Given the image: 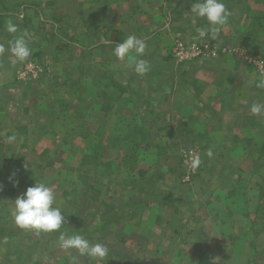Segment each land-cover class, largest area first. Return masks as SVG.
Masks as SVG:
<instances>
[{
    "label": "crops",
    "instance_id": "crops-1",
    "mask_svg": "<svg viewBox=\"0 0 264 264\" xmlns=\"http://www.w3.org/2000/svg\"><path fill=\"white\" fill-rule=\"evenodd\" d=\"M194 2L0 0V43L6 49L0 56V142H4L1 136L29 135L28 141L24 135L19 145L13 142L9 145L31 151V158L34 156L31 181H45L41 178L42 167L55 166L53 173H62V169L56 167L60 166L59 157L45 158L53 149H62L65 143H70L71 150L76 149V164H86V134L96 136L97 141L93 140L96 148L101 146L99 141L104 142L105 135L110 149H124L119 156L127 160L137 143L131 145L123 135L147 134L154 129L165 134L170 128L169 119H183L187 121L185 131L194 143L189 145L190 149L204 151V157L199 152L201 164L191 180L215 181L218 189L204 188L196 194L192 185V196L186 201L175 203L172 200L171 203L172 196L167 193L165 197H169V201H164L162 194L160 200L143 207H138V201L128 207L112 204L113 200H121V194H114L117 190L111 179H105L107 195L99 196L92 206L85 205L79 198L81 192L73 189L67 195L69 210L63 212L66 220L60 231L68 236L79 234L92 244L105 245L108 256L101 261L81 255L76 249L72 253L70 249V253L51 260L47 252L59 239L58 231L55 237L43 234L31 238V264L52 261L56 264H242L243 260L245 264H264V257L260 256L264 253L261 248L264 227L252 226L251 219L244 216L256 210L255 206L240 208L229 202L237 197L239 182L251 183L244 191L248 196L247 192L264 181V173L261 174L264 112L253 115L250 111L253 103L264 104V88L256 86L257 81L264 78V66L261 71L256 63L259 55L264 54V7L260 9L264 3L261 0H223L231 16L218 38L210 40L214 41L217 54L177 63L169 55L173 53L175 41L181 38L194 42L198 38L196 28L207 27L206 20L194 18L189 11ZM9 21L17 26L14 34L6 31ZM24 33L31 37L28 44L32 53L44 55L53 70V75L36 85L82 86L91 90L83 89L81 93L68 96L64 90L34 94L32 89L31 103L27 101L30 105H24L16 119L11 117L5 110V101H12L10 95L15 100L20 99L11 91V73L19 64L7 49ZM129 35L145 42L144 54L135 59H144L151 65L146 75L133 71L134 60L128 57L120 60L114 55L115 46ZM62 60H65L63 64ZM4 90H7L6 97ZM70 101L76 104L69 105ZM84 117L92 119L93 125L89 126ZM177 132L174 129L173 133ZM59 135L62 139L57 143ZM75 139H80L78 145H72ZM137 142L141 149H151L147 139ZM209 149L213 152L211 158L206 155ZM96 151L92 159L98 167L106 162L101 161ZM119 162L112 159L115 168L122 173L126 167ZM215 166H219V172L211 174L210 169ZM102 173L106 176V172L100 170V177ZM206 196L213 200L203 202L201 199ZM122 197L125 203L131 196ZM138 197L144 198L143 193ZM104 200H107L106 205ZM6 210L13 213L10 208ZM116 227L125 237L106 238ZM18 229L21 231L19 226ZM19 233L8 234L0 264H20L7 258L21 250V239L10 242ZM130 241L131 248L127 246L131 245ZM16 256L18 259L19 255Z\"/></svg>",
    "mask_w": 264,
    "mask_h": 264
},
{
    "label": "rangeland",
    "instance_id": "rangeland-1",
    "mask_svg": "<svg viewBox=\"0 0 264 264\" xmlns=\"http://www.w3.org/2000/svg\"><path fill=\"white\" fill-rule=\"evenodd\" d=\"M261 1L264 3V0ZM262 7L264 6L261 5L260 9L263 10ZM262 10L260 11L262 12ZM208 39L212 40L209 37ZM200 40L201 38L199 37V35L194 42H190L191 40L186 41L178 38L175 41L174 45H176V43H178L179 41L188 44L189 42L200 43ZM169 55L177 63L186 61L178 60L173 53ZM259 57V61H262L264 66V54H260ZM196 58L200 57L191 59ZM64 62L65 60H62V64ZM18 64L19 67L16 69V71H14L13 74L11 73L13 77V87L11 88V91L15 95H19L20 99H16V101L15 98L11 97L10 95L9 99H11L13 102L5 101L7 102L5 103V110L10 114L11 117H15V119L19 111H22L24 109V105H30V99L33 97V93L35 94L39 93V91H43V94H49L54 92V89H56V92H58L59 90L60 92H62L61 90H64L63 92L65 93V95L71 96L72 94L83 92V89H87L89 91L91 90V87L82 86L43 87V84L36 85L39 84V82L41 84V80L43 78L48 77L49 75H53L52 67L49 63H47L44 55L40 56L33 52L27 61L22 63L18 62ZM9 75L10 73L7 74V77ZM32 89H34L33 93L31 92ZM6 93L7 90H4L5 97ZM27 101H29L30 103ZM72 104H76V102L70 101L69 105ZM14 113H16V115ZM87 120L89 121V126H92V119H87L84 117V121ZM168 121L170 123V128L167 132H165V134L154 129L152 131H148L147 134L132 133L123 135L126 141L131 142V145L137 143V146L130 150L131 153L129 156L131 157H129L127 160H122L119 156V152L123 153L124 149H122L123 151H118L115 148L110 149L111 144L107 143V138L105 135H103L104 142L99 141L101 146H99L98 148H96L95 143L93 142V140L97 141L96 136L90 133L85 135L86 147L84 154L87 163L84 165H81L80 163L78 164V162L76 164V149L72 148V152V150L70 149V143H65V145L62 146V149L60 147L56 148L55 150L53 149V152L50 153L51 155L49 157H46L45 160L59 157V159L61 160L60 166L56 167L59 169L61 168L62 173L60 171H58L57 173H53L55 171V166L53 168L42 167L44 172L42 173L41 178L44 179L46 185L52 188V190L56 193V201L57 199H59L57 206L62 209V212L69 210V203L66 202L68 201L67 195L68 192H73V189L81 192L79 194V198L83 199L85 205L87 204L88 206H92V203H96L99 200V196H106L109 191L105 179L113 180L112 184L115 187L114 190H117V192L114 193L115 195H119L118 193L121 194V200H113L115 203H112L116 204L117 207H119L118 204H122V207H128V205L134 204L135 201H138V207L150 205V203L152 204L153 202L160 200V196L162 194V199L167 202L169 201L165 197L167 193H170L172 196L171 203L173 201L177 203V200L186 201V199H190V197L192 196L190 194L192 191V185L193 189H195L194 191L196 194L197 191H201L204 188H213L214 190H218L217 183L215 185V181H205V178L199 179L195 182L194 180H191L192 174L195 173V171L197 174V170L199 171V167L195 171H193V169L191 168V160L194 157L198 156L199 152L201 153L200 156L204 157L202 156L204 155V151L203 149L202 151H194L193 149H190L189 145L194 143L192 142V140H190V135L185 131L187 129L186 120L182 119L181 121L180 119H169ZM174 129L175 132L178 131L176 134L173 133ZM24 135L26 136V141H28V134L20 133L16 135V133H14L16 139L15 141H13V143H17L19 145ZM9 137L11 136H1V140L4 142H0V257H4V252L7 248L4 242L9 236L8 234L20 232L19 235H17L14 239L11 238L10 242L15 243L17 242V239H21V250L18 249L14 251L13 257H5L19 261L20 264H23L25 261L29 262L27 264H31V238H39L43 234L44 236L55 237V235L58 234V231L48 233L47 235V233H37L36 231L34 232L32 230L20 228L21 231H23V233H21V231H19L18 229L17 224L15 223L13 213L9 211L7 212L6 209L10 208L11 210H13L15 199L25 193L28 187H32L36 183L31 181V161L34 159V156L32 159L30 156L31 151H28V149H18V145H15V147L9 145L12 143L9 142V139H7ZM61 137V135L58 136L57 143H60L62 139ZM67 137L68 139H70V137L72 136L69 134L67 135ZM161 138H163V140H160ZM144 139H147L149 141L148 146L150 145L151 149L144 150L139 147V143L137 141L141 142V140L143 141ZM79 140L80 139H77L78 142L76 141V139L73 140L72 145H78V143H80ZM57 143L55 142V145ZM160 143H162L164 146L160 147ZM199 146L201 147V145ZM95 150H97L96 152L100 156L101 161L106 162L104 164H100L98 167H95V160L92 159V154ZM69 151L71 153H68ZM43 153L45 154L46 150ZM112 159H117V161L124 163V167H126V170L128 169V171L123 170L122 173H119V169L115 168L114 164L112 163ZM107 162L113 164L114 167L109 166ZM92 164H94V166ZM100 170H104L106 172V176H104L102 173V176L100 177ZM109 170H113L112 174L107 175V172H109ZM113 172L115 174H113ZM218 172L219 166H215L210 169L211 174H215ZM262 173H264V166H262L261 169V174ZM250 184V182H239L237 197L229 199V202H232V204L240 208H244L246 205L250 207L255 206L256 210H253L250 213L246 212L244 216L247 217L248 220L251 219L252 226H256L258 229H260L264 227V181L259 182L258 186H256L252 190V192H247L249 196L248 197L246 192L244 191L249 189ZM140 193H143L144 198L138 197ZM129 194L131 197L124 203V197L122 196H129ZM111 197L112 199H115L116 196H113L112 194ZM210 198H212V195L210 196ZM210 198L206 196L201 200H203V202L212 201L213 199ZM103 202L105 203V205L107 204V200H104ZM178 202L180 204L181 201ZM247 227L248 226H246V228ZM262 234H264V232H262ZM119 236L123 237L124 234L118 227H116L115 229H111L109 231L106 238H117ZM127 246L131 248L132 242L131 245ZM49 248L50 251L48 250L47 255L51 260L54 259L57 255L70 253V249L65 250L59 246V239ZM133 248L135 249V247ZM261 248H264V245H261ZM40 251L41 249L37 252H34L35 255H38ZM74 251L76 250L71 249L72 253H74ZM121 253L124 254V249L121 250ZM16 255H19L18 259ZM260 256L264 257V253H261ZM50 264L56 263L52 261ZM242 264H245L244 260L242 261Z\"/></svg>",
    "mask_w": 264,
    "mask_h": 264
},
{
    "label": "clouds",
    "instance_id": "clouds-1",
    "mask_svg": "<svg viewBox=\"0 0 264 264\" xmlns=\"http://www.w3.org/2000/svg\"><path fill=\"white\" fill-rule=\"evenodd\" d=\"M194 18L207 21V27H197L196 32L199 37H210L216 40L220 35L223 26L229 22L231 12L227 9L223 0H195L189 10ZM6 31L16 33L17 26L9 21ZM31 39L28 33H24L10 43L9 49L17 62L27 61L32 49L28 41ZM145 42L135 35L127 36L122 42L115 46L114 55L124 60L128 57L134 60L133 71L140 76L146 75L151 65L144 59H135L145 52ZM4 44L0 43V56L5 53ZM133 53L135 56H133ZM258 88H264V78L257 81ZM253 115L264 112V104L253 103L250 107ZM9 142L15 141L13 135L8 138ZM206 155L211 158L213 152L209 149ZM201 164V159L197 156L191 160V168L195 171ZM14 175V174H13ZM11 179V178H10ZM18 183V182H17ZM13 216L15 223L22 229L34 230L36 232L53 233L60 231L65 224L66 217L62 209L57 206L56 193L44 182H36L34 186L28 187L26 192L17 197L14 201ZM59 246L65 250L76 249L81 255H86L93 259L104 260L109 253L108 248L100 243L92 244L79 234L66 235L60 231Z\"/></svg>",
    "mask_w": 264,
    "mask_h": 264
},
{
    "label": "built area",
    "instance_id": "built-area-1",
    "mask_svg": "<svg viewBox=\"0 0 264 264\" xmlns=\"http://www.w3.org/2000/svg\"><path fill=\"white\" fill-rule=\"evenodd\" d=\"M224 51V48L222 49ZM218 49L214 42L203 37L200 43H182L179 41L173 48V54L178 60H188L195 57L215 55ZM259 69L263 70L262 61L256 62Z\"/></svg>",
    "mask_w": 264,
    "mask_h": 264
},
{
    "label": "trees",
    "instance_id": "trees-1",
    "mask_svg": "<svg viewBox=\"0 0 264 264\" xmlns=\"http://www.w3.org/2000/svg\"><path fill=\"white\" fill-rule=\"evenodd\" d=\"M166 198H167V200H170L169 197H166Z\"/></svg>",
    "mask_w": 264,
    "mask_h": 264
}]
</instances>
